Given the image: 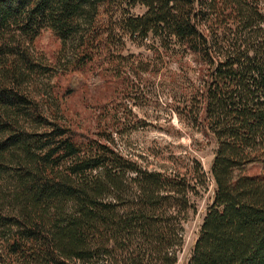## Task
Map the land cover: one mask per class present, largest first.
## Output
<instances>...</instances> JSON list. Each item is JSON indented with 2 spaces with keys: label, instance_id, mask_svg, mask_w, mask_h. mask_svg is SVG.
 I'll list each match as a JSON object with an SVG mask.
<instances>
[{
  "label": "trees",
  "instance_id": "obj_1",
  "mask_svg": "<svg viewBox=\"0 0 264 264\" xmlns=\"http://www.w3.org/2000/svg\"><path fill=\"white\" fill-rule=\"evenodd\" d=\"M118 31L194 66L175 109L213 144V190L184 264H264V173L245 172L264 158V0H0V264H177L199 164L147 169L55 114L51 78L109 59Z\"/></svg>",
  "mask_w": 264,
  "mask_h": 264
},
{
  "label": "rangeland",
  "instance_id": "obj_2",
  "mask_svg": "<svg viewBox=\"0 0 264 264\" xmlns=\"http://www.w3.org/2000/svg\"><path fill=\"white\" fill-rule=\"evenodd\" d=\"M142 10L135 7L132 12ZM114 42L109 59L101 52L84 68L51 78V95L58 106L55 114L82 135L107 131L119 151L147 169L191 176L199 164L207 180L200 184L193 174L198 182V194L192 198L196 211L186 217L185 242L177 262L184 264L213 190L209 174L213 144L175 109L188 103L194 66L189 56L177 61L174 51H164L152 37L141 41L118 31ZM32 47L53 64L59 39L43 29ZM45 93L43 99L49 97ZM245 172L264 173V158L248 165Z\"/></svg>",
  "mask_w": 264,
  "mask_h": 264
}]
</instances>
